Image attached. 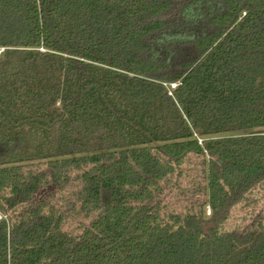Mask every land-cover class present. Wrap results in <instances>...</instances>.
Listing matches in <instances>:
<instances>
[{"label": "trees", "instance_id": "trees-1", "mask_svg": "<svg viewBox=\"0 0 264 264\" xmlns=\"http://www.w3.org/2000/svg\"><path fill=\"white\" fill-rule=\"evenodd\" d=\"M263 184L264 0H0V264H264Z\"/></svg>", "mask_w": 264, "mask_h": 264}, {"label": "rangeland", "instance_id": "rangeland-1", "mask_svg": "<svg viewBox=\"0 0 264 264\" xmlns=\"http://www.w3.org/2000/svg\"><path fill=\"white\" fill-rule=\"evenodd\" d=\"M202 168L203 158L192 157L190 161L185 163L183 166L185 176L184 178L180 179L182 189L193 191V189L197 187L195 183H203V175H201ZM75 190L76 188H70L64 194H61L60 197L70 198L75 193ZM192 196L193 195L191 194L189 197L182 199L181 208L186 206V204L189 205L191 203V199H193L192 201H195L196 199L204 201L203 196L199 197L196 195V199ZM167 201L169 203H176L175 198H173L171 194L168 196ZM259 214L264 216V184L256 187L255 190L247 196V201L232 209L229 220L224 226V230L243 231L248 226H250L254 220L257 219ZM208 215H210V211H208ZM1 216L2 215H0V218ZM83 222L84 221H82L76 215L70 214V220L66 223L64 228L66 231H75L79 227L80 223Z\"/></svg>", "mask_w": 264, "mask_h": 264}]
</instances>
